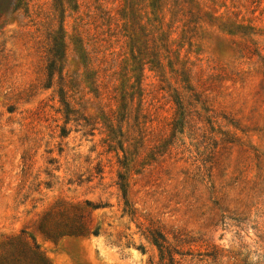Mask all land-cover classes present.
<instances>
[{"label": "rangeland", "instance_id": "1", "mask_svg": "<svg viewBox=\"0 0 264 264\" xmlns=\"http://www.w3.org/2000/svg\"><path fill=\"white\" fill-rule=\"evenodd\" d=\"M16 1L0 0V257L22 236L49 264H264V0H160L161 23L136 1L137 71L125 0L65 2L62 20L54 0Z\"/></svg>", "mask_w": 264, "mask_h": 264}, {"label": "trees", "instance_id": "2", "mask_svg": "<svg viewBox=\"0 0 264 264\" xmlns=\"http://www.w3.org/2000/svg\"><path fill=\"white\" fill-rule=\"evenodd\" d=\"M138 0H125V5L123 8V15L129 22L130 26H133V29L129 32L130 35V49L132 53V65H133V71H137L140 69V62L136 60V55L134 53V49H140V44L143 43V37L146 36L142 30L144 28L142 27V24L140 22L141 16L138 11L137 5ZM65 2L69 3L70 5H73V8L75 9L77 7L76 0H54V4L56 8L60 9L61 11V20H62V14L64 12V5ZM190 5H195L194 0H188ZM25 4V0H17L14 6V10L19 9L23 7ZM150 7H151V13L154 15V19L159 21L161 23L160 18H158V15L162 12V3L160 0H150ZM189 12H191V8L189 9ZM163 18V17H161ZM65 32L63 25L61 24L59 26V29L56 30L54 36H53V42L52 46L50 48L49 54L50 57L48 58L47 63V74H48V80L49 85H51V80L54 76V74L61 73L63 64H64V58H65ZM153 61V60H152ZM135 78L137 82V89L140 88V80H141V74L139 72L135 73ZM125 79H123L121 91L124 92L125 85H124ZM131 87H135L134 84L131 85ZM140 93V92H139ZM60 100L62 104L64 105L66 117L69 119L72 110L70 108V105L68 101L66 100L64 96V91L60 90ZM176 103L178 106V112L180 119H177L176 125L184 128L185 121H184V111H183V102L181 99L176 98ZM66 134V130L63 128V134ZM120 188L123 192V197L125 199V204L128 207V212L130 214L133 213L132 208L130 207L129 201L127 199V188H126V182H125V176L124 174L120 175ZM85 203L87 205H91L93 207H98L100 204L93 203L90 200H85ZM51 220L48 217H44L41 219L40 227L41 229L48 231V232H54L56 234L60 235H74L78 236L82 232H84V229L82 226H79L76 220L72 221H65L63 224L57 223L52 226ZM149 239L150 241L158 247L160 250L162 257L167 253L170 257L171 262L174 261V256L172 252L168 249L167 239L164 235V233L156 228H153L149 230ZM0 264H49L48 261L40 254V252L37 249V245L30 246L28 242L25 240L24 237L18 236L16 237L12 242L11 246L7 248L6 253L0 257Z\"/></svg>", "mask_w": 264, "mask_h": 264}]
</instances>
